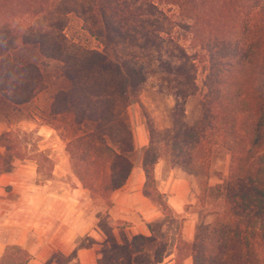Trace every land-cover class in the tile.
Returning <instances> with one entry per match:
<instances>
[{
  "label": "trees",
  "instance_id": "16d2710c",
  "mask_svg": "<svg viewBox=\"0 0 264 264\" xmlns=\"http://www.w3.org/2000/svg\"><path fill=\"white\" fill-rule=\"evenodd\" d=\"M72 17L97 48L67 35ZM27 45L56 61L68 83L54 95L50 115L72 116L66 151L90 198L111 209L113 193L131 175L135 141L124 112L139 105L148 131L143 195L166 218L174 213L156 166L166 161L207 177L214 149L229 153L226 178L216 173L225 182L223 208L192 240L179 234L174 264H264V0H0V94L14 106L34 99L41 76L38 67L13 62L11 51ZM149 90L173 100L165 128L142 102ZM196 94L200 121L190 125L186 102ZM87 122L93 129L84 132ZM26 136L0 133V174L12 171L13 159L30 158L37 177L50 180L53 161L43 151L32 154ZM110 242V264H134L151 240L139 235L121 245L110 235ZM167 246L156 248L155 263ZM30 257L9 246L0 264Z\"/></svg>",
  "mask_w": 264,
  "mask_h": 264
},
{
  "label": "rangeland",
  "instance_id": "374dc122",
  "mask_svg": "<svg viewBox=\"0 0 264 264\" xmlns=\"http://www.w3.org/2000/svg\"><path fill=\"white\" fill-rule=\"evenodd\" d=\"M69 37L80 41L89 48H97L96 40L87 34L81 22L72 17L66 29ZM11 57L16 65H33L40 69L41 76L38 81L37 93L29 103L14 106L0 94V132L12 131L26 134L29 142L28 150L33 153L45 152L53 161V178L41 180L37 177V184L47 181L48 187L53 192L73 191L78 180L72 173L69 155L66 151L67 140L74 129L70 114L50 115V104L54 95L61 89H66L68 83L59 77L60 65L53 60L41 56L35 46H22L11 51ZM203 74L199 76L202 85ZM200 94L188 99L186 102V121L190 125H198L201 115ZM142 102L154 119L158 128L169 125L168 110L173 105L170 97L160 96L149 90L142 96ZM124 120L130 127L135 141L130 158L133 162V179L138 180V171L141 170L143 152L148 144V131L144 114L139 105H132L124 112ZM93 129V124L87 122L83 131ZM2 151V149L0 148ZM14 163L35 165L32 159H13ZM229 153L221 147H216L212 153L211 166L208 176L198 172L188 171L180 166H172L169 162L161 161L157 165V182L161 190L166 193L173 216L166 218L159 210L148 202L142 212L119 211L113 206L106 210L104 203L97 198H90L85 194L80 202L79 209L83 211L84 222L97 217V232L106 235L116 230L117 236L125 240L127 236L119 230L124 221L121 217H129L132 226H140L151 242L147 246L149 254L164 241L168 242L166 254L169 255L177 243L179 234L183 237H194V233L201 223H210L215 212L222 210L224 204L225 182L217 178L220 172L225 179L228 174ZM144 178V177H143ZM207 186L205 194L202 188ZM221 185L217 189L216 186ZM133 221H137L138 224Z\"/></svg>",
  "mask_w": 264,
  "mask_h": 264
},
{
  "label": "crops",
  "instance_id": "0c3cea01",
  "mask_svg": "<svg viewBox=\"0 0 264 264\" xmlns=\"http://www.w3.org/2000/svg\"><path fill=\"white\" fill-rule=\"evenodd\" d=\"M138 172V180L133 179V168L125 185L113 193L116 210L142 212L150 202L143 195L142 168ZM155 176L157 179V166ZM48 183L37 184L36 164L13 162L11 172L0 174V258L9 246H18L31 255L27 264H110L107 257L112 248L110 235L121 245L129 244L135 236H147L140 226L127 222L132 218L124 216L121 218L129 226L119 230L127 236L125 240L117 236L116 230L109 236L97 232V217L84 222L83 211L79 209L81 198L89 191L78 182L73 191L53 192ZM158 188L163 192L159 185ZM175 249L176 244L169 255L165 251L163 260L155 263L156 249L149 254L146 247L134 254L132 261L174 264ZM184 264H192V259H186Z\"/></svg>",
  "mask_w": 264,
  "mask_h": 264
}]
</instances>
